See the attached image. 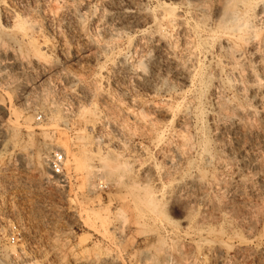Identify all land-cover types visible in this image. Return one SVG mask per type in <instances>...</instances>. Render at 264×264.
<instances>
[{"label": "rangeland", "instance_id": "374dc122", "mask_svg": "<svg viewBox=\"0 0 264 264\" xmlns=\"http://www.w3.org/2000/svg\"><path fill=\"white\" fill-rule=\"evenodd\" d=\"M68 1L0 0V264H264V121L220 140L191 128L180 156L177 120L150 109L161 98L116 71L121 56L150 58V44L134 53L125 38L95 57L103 0Z\"/></svg>", "mask_w": 264, "mask_h": 264}, {"label": "bare ground", "instance_id": "6f19581e", "mask_svg": "<svg viewBox=\"0 0 264 264\" xmlns=\"http://www.w3.org/2000/svg\"><path fill=\"white\" fill-rule=\"evenodd\" d=\"M78 1L83 7L92 0ZM148 1H101L104 14L93 21L99 37L90 42L89 48L95 51V57L101 58L111 55V49L121 39L134 40L129 47L134 53H145V42L150 44L154 52L150 58L144 61L141 55L138 61L129 65L121 56L116 71L130 79L135 90L161 98L159 106L153 103L156 106L152 105L150 109L154 114L164 113L177 120L180 130L173 132V146L180 150L179 155H188L191 151L192 138L188 133L191 128L198 133L207 131L220 140L227 136L226 133L236 134L254 128L257 123L263 124L264 56H261L260 35L264 31V0H150L152 6ZM68 2L61 0L59 3L67 6ZM82 17L80 14L74 17L78 28ZM155 26L160 28L158 34L154 33L156 35L149 40L140 37L142 30H154ZM24 39L34 40L31 33L24 34ZM215 41L217 43L211 49ZM11 61L5 62L6 65L13 66L15 62ZM143 62L149 67L147 73L136 68ZM35 63L38 69L44 67L43 60L41 63L40 59H35ZM168 78L171 83H168ZM243 79L246 88L242 85ZM230 81L237 85L235 99L224 102L223 91ZM174 87L178 88L179 101H175L173 95L168 97V92ZM129 101L132 105L139 103L134 98ZM252 118L258 122L251 121ZM234 140L239 146L240 140ZM205 142L200 145L201 154L209 155V144ZM259 144L264 149V138Z\"/></svg>", "mask_w": 264, "mask_h": 264}, {"label": "built area", "instance_id": "2783aa9c", "mask_svg": "<svg viewBox=\"0 0 264 264\" xmlns=\"http://www.w3.org/2000/svg\"><path fill=\"white\" fill-rule=\"evenodd\" d=\"M51 172L54 177L61 178L64 173V157L63 155L56 153L54 154L53 161L51 163Z\"/></svg>", "mask_w": 264, "mask_h": 264}]
</instances>
